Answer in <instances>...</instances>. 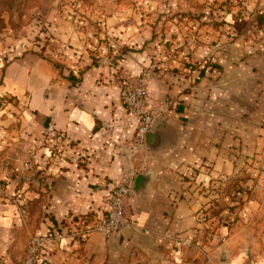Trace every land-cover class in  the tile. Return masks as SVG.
<instances>
[{
  "label": "crops",
  "instance_id": "1",
  "mask_svg": "<svg viewBox=\"0 0 264 264\" xmlns=\"http://www.w3.org/2000/svg\"><path fill=\"white\" fill-rule=\"evenodd\" d=\"M259 13L264 21V10ZM119 26L114 33L121 28L122 38L140 44L135 25ZM80 37L58 34L53 39L58 48L51 54L69 68L63 71L31 53L11 59L0 54V103L6 106L0 109V179L7 192L20 199L26 221L22 225L19 208L0 200V264H13L8 255L16 251L15 243L25 245L29 234L45 236L51 230L61 237L43 246L39 264H76L81 258L74 236L66 233L69 227L84 230L85 264H173L187 248L175 236L191 235L204 201L197 185L189 186L180 174L200 167L196 183L206 184L229 165L223 161L231 148L241 145L247 150L262 142L255 137L260 133L257 126L234 122L217 107L223 104L232 111L238 102L252 122L264 117V35H258L256 49L245 55L217 52L221 73L199 66L168 84L149 81L147 104L163 107L169 92L177 98L165 112L171 123L182 120L193 126L190 137L178 132V143L156 157L133 141L138 119L119 99L113 68L91 64ZM141 56L124 55L116 67L137 76L146 64ZM78 76L80 81H75ZM199 107L208 111H193ZM49 122L57 130L52 140L44 137ZM143 160L150 165V177L143 191L130 198V224L109 236L86 231L104 215L106 200L122 174L133 173ZM204 160L211 162L209 172Z\"/></svg>",
  "mask_w": 264,
  "mask_h": 264
},
{
  "label": "rangeland",
  "instance_id": "2",
  "mask_svg": "<svg viewBox=\"0 0 264 264\" xmlns=\"http://www.w3.org/2000/svg\"><path fill=\"white\" fill-rule=\"evenodd\" d=\"M261 10H264L261 0H0V54L11 59L31 53L50 60L63 71L69 68L51 54L52 48L53 51L58 48H54L53 39L58 34L81 36L91 64L102 63L113 68V80L122 103L121 81L133 83L144 73L149 74L148 88L151 79L168 84L172 77H188L194 67L204 70L212 67L217 73L223 72L217 62V52H224L226 56L232 51L245 55L256 49L253 42H258L259 34L264 35ZM128 23L135 25L141 34L140 44L122 38L121 28L117 29L118 34L114 33L119 25ZM131 30H135L133 26ZM201 49L206 52L204 55L198 52ZM133 52L142 53L146 64L137 76L131 77L116 66L119 59ZM80 78L76 77L75 81ZM195 83L196 80L190 81V88ZM176 99L166 93L165 101ZM0 104L2 111L6 109L5 104ZM232 105L235 106L232 111L223 104L217 108L234 122L257 126L260 133L255 137H261L262 142L257 148L247 150L241 145L231 148L223 161L224 164L229 161V165L223 166L221 174L206 184L196 183L200 167H189L180 174L190 182L189 186L197 185L195 188H199L204 201L195 213L197 226L191 235L175 236L187 248L174 258L173 264H231L233 259L239 264H264V117L252 122L246 110L240 109L241 104L233 102ZM156 108L158 115L166 112L162 106ZM193 111L207 112L208 109L199 107ZM192 127L182 120H174L170 123V134L175 131L177 136L183 130L190 137ZM210 163L205 167L206 172L212 168ZM9 195L10 199L0 200H8L19 208L20 221L26 224L20 199ZM54 231L58 232L51 230ZM83 231L70 230V227L66 230L76 240L81 258L76 264H85L87 259L83 257ZM32 236L40 235L31 233L25 245L14 244L16 251L8 255L13 264H26Z\"/></svg>",
  "mask_w": 264,
  "mask_h": 264
},
{
  "label": "built area",
  "instance_id": "3",
  "mask_svg": "<svg viewBox=\"0 0 264 264\" xmlns=\"http://www.w3.org/2000/svg\"><path fill=\"white\" fill-rule=\"evenodd\" d=\"M148 73L128 83L126 80L121 81V98L124 108L127 112L138 119V124L134 134L133 141L139 145H145L144 134L151 127L154 119L158 115V110L154 105L147 104L148 88L146 85ZM173 104L172 100L164 102L163 107L168 109ZM57 134L53 123L49 122L44 128V137L46 140H52ZM27 162L24 167H27ZM148 162L143 160L133 173H123L120 180L114 185L109 197L106 200V209L104 215L86 231L91 229L100 230L105 236H109L122 230L130 224L127 214L128 202L131 198L130 187L137 173L147 169ZM0 198L10 199L11 196L6 190L5 183L0 179ZM60 232H49L45 236H32L27 247L26 264H37L40 251L46 241L59 239Z\"/></svg>",
  "mask_w": 264,
  "mask_h": 264
},
{
  "label": "water",
  "instance_id": "4",
  "mask_svg": "<svg viewBox=\"0 0 264 264\" xmlns=\"http://www.w3.org/2000/svg\"><path fill=\"white\" fill-rule=\"evenodd\" d=\"M170 123L169 115L162 112L154 119L151 127L144 134V143L147 147L149 156L156 157V155L167 148L168 145H175L174 143H178V138H175V131L170 134V130L172 129H170ZM150 170V165L148 164L146 170L140 171L135 175L130 187L131 196H135V194L143 191L150 177Z\"/></svg>",
  "mask_w": 264,
  "mask_h": 264
}]
</instances>
